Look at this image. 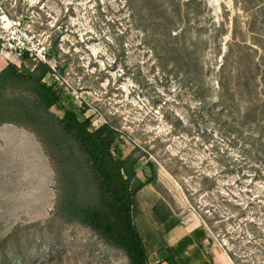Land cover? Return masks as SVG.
Segmentation results:
<instances>
[{"label": "rangeland", "instance_id": "obj_1", "mask_svg": "<svg viewBox=\"0 0 264 264\" xmlns=\"http://www.w3.org/2000/svg\"><path fill=\"white\" fill-rule=\"evenodd\" d=\"M213 1L0 7L54 48L51 62L65 67L54 79L87 107L92 127L113 126L125 155L154 162L157 184L138 193L134 212L147 243L162 235L152 215L162 207L199 223L233 264H264V0ZM31 62L23 65L33 70ZM8 64L20 69L22 60L0 55V71ZM60 194L37 137L1 125L0 264H129L88 228L55 215Z\"/></svg>", "mask_w": 264, "mask_h": 264}, {"label": "trees", "instance_id": "obj_2", "mask_svg": "<svg viewBox=\"0 0 264 264\" xmlns=\"http://www.w3.org/2000/svg\"><path fill=\"white\" fill-rule=\"evenodd\" d=\"M55 55L51 48L49 57ZM21 60L22 70L8 64L0 71V126L25 128L39 140L61 188L55 215L66 224L88 228L106 245L121 251L129 264H149L134 212L138 193L157 184L154 162L146 159L141 166L135 150L125 155L119 147V131L109 124L93 128L92 118L85 116L87 107L74 102L46 64L37 63L30 70L23 65L25 61L33 65L30 58L25 55ZM64 71L65 67L56 66L57 75ZM16 86L32 98L12 92ZM52 108L62 115H54ZM139 169L143 180L137 175ZM152 215L162 235L180 222L162 207H154Z\"/></svg>", "mask_w": 264, "mask_h": 264}, {"label": "crops", "instance_id": "obj_3", "mask_svg": "<svg viewBox=\"0 0 264 264\" xmlns=\"http://www.w3.org/2000/svg\"><path fill=\"white\" fill-rule=\"evenodd\" d=\"M145 244L149 264H233L204 228L193 221L180 220L159 239Z\"/></svg>", "mask_w": 264, "mask_h": 264}, {"label": "built area", "instance_id": "obj_4", "mask_svg": "<svg viewBox=\"0 0 264 264\" xmlns=\"http://www.w3.org/2000/svg\"><path fill=\"white\" fill-rule=\"evenodd\" d=\"M0 46L1 53L8 54L17 61L27 55L31 61L46 64L52 70V76L58 78L55 64L49 57V49L38 45L29 31L22 27L17 17H10L0 7Z\"/></svg>", "mask_w": 264, "mask_h": 264}, {"label": "bare ground", "instance_id": "obj_5", "mask_svg": "<svg viewBox=\"0 0 264 264\" xmlns=\"http://www.w3.org/2000/svg\"><path fill=\"white\" fill-rule=\"evenodd\" d=\"M209 1L211 2L212 6H215V4H214L215 2L213 0H209ZM0 55L3 56L6 59L9 58L11 61H13V59L8 54H6L4 52L0 53Z\"/></svg>", "mask_w": 264, "mask_h": 264}, {"label": "water", "instance_id": "obj_6", "mask_svg": "<svg viewBox=\"0 0 264 264\" xmlns=\"http://www.w3.org/2000/svg\"><path fill=\"white\" fill-rule=\"evenodd\" d=\"M209 5L212 6L211 2L209 1Z\"/></svg>", "mask_w": 264, "mask_h": 264}]
</instances>
